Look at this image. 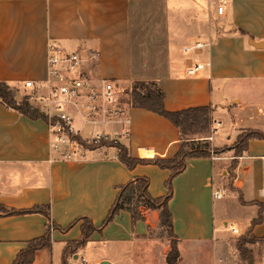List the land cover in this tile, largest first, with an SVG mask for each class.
<instances>
[{
    "label": "crops",
    "instance_id": "1",
    "mask_svg": "<svg viewBox=\"0 0 264 264\" xmlns=\"http://www.w3.org/2000/svg\"><path fill=\"white\" fill-rule=\"evenodd\" d=\"M5 1L25 6L35 3L47 10L46 16L36 18L34 25H20L11 21L9 6L0 3V81L15 92H23L26 81L46 77L47 46L53 40L46 27H51L55 18L72 17L75 26H71L68 35L60 33L58 40L62 39L64 48L82 53L83 71L92 81L110 79L120 87L140 81L155 82L165 94L166 109L172 112L211 107L208 130L190 136V141L207 142L222 149L234 145L243 131L264 133V0H240L242 4L238 3V7L247 21H238L221 31L206 32L204 40L211 46L196 55V60L205 65L196 76L186 74L191 63L181 52L194 36L186 38V33L173 38L171 33L158 32L153 43L145 45L143 34L133 27L138 13L130 11L141 0ZM235 1L239 0H232L223 16L228 15L226 22ZM123 120L128 123L122 132L113 126L115 123L96 128L110 136L114 134L132 157L167 159L179 151L180 132L166 118L130 107ZM215 121L221 123L217 131L204 136L213 129ZM92 129L95 133V128ZM81 134L79 131L84 139ZM79 152L76 159H61L50 147L49 129L44 120L31 119L0 103V205L15 210L49 207L51 218L40 213L0 217V264H12L27 242L44 236L50 220L62 229L85 216L100 225L108 213L107 193L112 194V202L119 192L117 188L137 177L150 179L149 192L154 198L167 194L165 182L171 175L169 170L139 165L129 171L111 147L85 148ZM109 152L111 158H107ZM233 154L234 150L217 154L215 161L207 157L188 159L185 172L174 180L171 212L179 196L196 192L198 182H202L201 189L207 194H212L218 185L228 188L224 161L232 159ZM235 175L233 188H228L234 201L231 206H225L233 211L232 219H219L217 228L213 205V229L206 232L191 225V233L180 236L179 246L182 240L195 248L212 244L213 251L226 253L232 251V242L250 234L257 239L256 244L264 245V140L249 141ZM142 212L145 220L133 223L131 214L123 211L114 224L104 229L103 235L95 233L73 259L81 257L89 264H117L118 260L137 257L135 245L146 240L159 224L158 210L144 208ZM261 212V223L252 226ZM232 228L238 233H233ZM177 231L174 221L175 234ZM217 234L224 243H217ZM81 235V223L66 232L52 231L51 249L36 252L33 264H62L67 244L79 240ZM230 263L226 259L222 261V264Z\"/></svg>",
    "mask_w": 264,
    "mask_h": 264
},
{
    "label": "rangeland",
    "instance_id": "2",
    "mask_svg": "<svg viewBox=\"0 0 264 264\" xmlns=\"http://www.w3.org/2000/svg\"><path fill=\"white\" fill-rule=\"evenodd\" d=\"M3 1L4 0H0V3H6L9 6V11L11 12V21H13L14 23H18L20 25H34L36 18L38 20L41 15L46 16V8L44 9L43 6H39L35 3L25 6L18 5L16 1ZM137 3V6L130 7V11H137L138 13V15H136V17L134 18L133 27L143 34L142 37L145 41V45H151L153 43V40L156 39L155 33L158 32H160L161 34L163 32L164 34L171 33L173 38L184 36L187 33V36H185L186 38L194 36L195 38L205 39L204 37L206 32L212 29L221 31L229 25L237 24L238 21L245 22L248 20L243 10L238 7V3L242 4V1L240 0L235 1L233 11L232 8L229 10L230 18L227 22L225 20L228 18V15L227 17H218L215 14L214 10L209 8L206 0H141ZM45 24L46 26L48 24L46 18ZM75 24L76 22L72 17L61 19L55 18L51 27L47 26L46 28L48 31V35L50 34V36L53 38L52 41L62 45L63 42L60 41L62 39L58 40L59 34L62 33L63 35H68L71 26H75ZM178 43H181V41H178ZM145 83L150 85L151 83L155 82L145 81ZM134 91L145 92V90H143L137 82L129 85V87L117 86V93L120 98L119 106L128 110L131 107L129 106L128 101L130 99V95L133 94ZM23 95L24 92L22 91L16 92V97L18 100H23ZM241 96H243L242 93ZM77 120L78 122L75 123L74 126L78 131L82 132L81 135L84 137V139L92 138L93 136H95V133L99 131V129L96 128V132L94 133L92 131L93 129L91 125L83 126V123L79 119ZM113 126L116 127V129H120V131L122 132L123 127H126L127 123L116 122ZM211 132L212 128L210 129V133L204 136H211ZM112 135L113 136L108 137L109 140H116L118 141V143H120L119 140L114 137V134ZM103 141L100 140L98 143L92 142L88 146L86 145V147L91 148L92 145H100ZM114 145L115 144L107 143L106 146L113 148ZM209 145V149L211 150V152H213L215 148H213L211 144ZM116 151L118 153V149H116ZM111 157L112 152H109L107 158ZM230 162L231 158L228 161H224V168L227 171L230 169ZM125 168L129 170L127 167ZM218 173V168L216 167V182H218L219 180ZM185 179L186 178H184L182 181H185ZM197 186L198 188L196 187V192H191V194H185L181 197L179 196L176 202L172 205L173 219L178 230L176 234L179 239L180 236H183V234L191 233V225L197 226V229H202L206 232H210L213 229V205H215L216 210L217 228H219L221 219H232L234 215L232 210L225 208V206H231L232 202L234 201V196L232 195V193L228 194L227 199L216 200L214 202L212 194L210 192L209 194H207V191L201 189L202 182H198ZM111 198L112 194L107 193L106 204L108 206V213L116 197H113L112 202L110 201ZM143 209L144 208L141 207V211ZM122 212H120L109 225L114 224L121 216ZM227 212L229 213V215H227ZM108 213L104 220L107 218ZM104 220L98 226H101ZM227 231L229 232L230 230L227 228ZM103 233L98 234L103 235ZM217 235V243H224L225 240L221 238L219 239L220 235ZM228 235L231 234L228 233ZM146 238V240L140 241L134 247V251L137 253L136 255H138L137 257L131 259L130 261L118 260L117 264H164V259H166V256L170 250L171 242L173 240V238L170 236L169 231L166 228L160 226L159 220L158 227L150 231ZM238 244L239 239L236 240V242H232L231 244V250L233 252L229 251L225 253L223 251H213L212 244H205L200 248H195L192 244L188 243L185 240H182V244L179 246V250L181 253L180 264H222V261H224L225 259L231 262L230 264H250L249 262L242 260L238 250ZM245 247L250 250V252H252L254 259L253 264H264V245L255 243L253 245H245ZM74 255L67 258L69 264L74 262L75 264H80L83 258L77 257L74 260Z\"/></svg>",
    "mask_w": 264,
    "mask_h": 264
},
{
    "label": "trees",
    "instance_id": "3",
    "mask_svg": "<svg viewBox=\"0 0 264 264\" xmlns=\"http://www.w3.org/2000/svg\"><path fill=\"white\" fill-rule=\"evenodd\" d=\"M145 92L134 91L130 95L128 101L129 106L133 108H142L150 112L156 113L167 120H169L180 132V148L179 151L172 157L167 159L162 158H136L132 157L129 149L116 140L102 139L100 145H92L90 149L95 150L100 147H107V143L115 144L118 149L119 161L127 167L129 170H134L139 165H154L160 169L169 170L171 175L165 182V188L167 194L163 197L154 198L149 192L150 179L148 177H137L134 180L128 182L125 185L119 186V190L114 203L108 213L107 218L104 220L101 226H96L89 217H80L74 221L66 229H62L50 220L46 227V233L44 236L38 239L27 242V247L20 251L12 264H33L35 254L42 249H51V234L52 229L62 230L63 232L69 231L73 226L81 223V238L77 241L69 242L64 249L62 264H69L68 257L73 256L79 249L87 246L91 241L92 236L95 233L102 234L104 229L114 220V218L122 211L129 212L132 216L133 223L138 221H144L145 217L142 208H148L159 211L160 226L166 228L170 236L173 238L170 246V250L166 256L167 264H180L181 253L179 250L180 239L174 232V220L170 210V202L173 198V182L174 180L183 174L186 170L187 160L191 158L212 157V152L209 149V143H196L189 140V137L195 134H201L208 130L210 124V115L212 113L211 107H194L182 111H168L165 107V94L160 86L156 83L146 84L143 81L137 82ZM0 103L7 108L19 112L31 119L46 120V117L42 115L38 110H35L25 100H18L15 90L7 83L0 81ZM80 143L85 144L81 136L75 137ZM252 139L264 140V133L258 131H243L236 139V142L231 147L214 149L215 154L224 153L230 150H234L230 162V169L227 171L230 183L229 189L233 188V181L236 177L235 171L238 167L239 159L243 156L244 152L248 148L249 141ZM109 140V141H108ZM40 213L50 218L49 207L36 206L28 210H15L9 209L3 205H0V217L2 216H14V215H26ZM263 212L259 217L253 221L252 226H256L261 223ZM52 223V225H51ZM255 239L251 234L239 239L238 250L242 260L253 264V255L245 245L255 244Z\"/></svg>",
    "mask_w": 264,
    "mask_h": 264
},
{
    "label": "built area",
    "instance_id": "4",
    "mask_svg": "<svg viewBox=\"0 0 264 264\" xmlns=\"http://www.w3.org/2000/svg\"><path fill=\"white\" fill-rule=\"evenodd\" d=\"M206 1L218 17H223L232 0ZM210 46L209 41L195 38L182 47V54L191 63L186 68L188 76H196L204 70L205 65L196 60V55L209 49ZM83 65L84 58L80 51H71L50 41L46 54V77L42 80L26 81L23 84V99L46 117L50 147L64 160L80 157L79 151L87 148L86 145L92 142L98 143L110 136L98 131L92 138L83 139L81 137L85 142L82 144L75 138L79 135V131L74 126L76 119H80L83 124L91 125L95 129L98 125L108 123H128L123 120L126 109L119 106L120 98L116 83L110 79L92 81L84 73ZM220 125L221 123L217 121L212 124L214 133ZM211 159L214 161L218 159L217 154L212 152ZM228 194V188L222 186H216L212 191L215 201L227 199ZM232 231L235 234L238 233L235 228H232ZM80 264L89 263L83 258Z\"/></svg>",
    "mask_w": 264,
    "mask_h": 264
},
{
    "label": "water",
    "instance_id": "5",
    "mask_svg": "<svg viewBox=\"0 0 264 264\" xmlns=\"http://www.w3.org/2000/svg\"><path fill=\"white\" fill-rule=\"evenodd\" d=\"M254 45H256V44H254Z\"/></svg>",
    "mask_w": 264,
    "mask_h": 264
}]
</instances>
